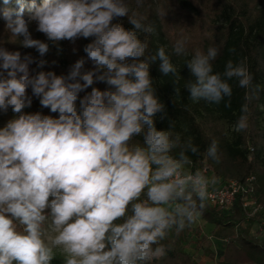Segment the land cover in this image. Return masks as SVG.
<instances>
[{
    "label": "clouds",
    "instance_id": "clouds-1",
    "mask_svg": "<svg viewBox=\"0 0 264 264\" xmlns=\"http://www.w3.org/2000/svg\"><path fill=\"white\" fill-rule=\"evenodd\" d=\"M11 2L3 0L5 6ZM15 3L16 9L4 7L0 15L7 32L22 37L23 48L40 57L49 51L48 43L32 37V22L53 43L92 38L83 50L93 68L82 72L81 58L67 76L33 75L30 65L43 68L44 59L0 43V111L16 114L0 128V264H152L166 255L162 242L173 230L180 233L201 219L218 185L215 175L192 169L199 146L174 131V120L156 127L163 105L150 69L158 62L175 85L177 66L165 47L149 52L147 37L155 28L128 0ZM121 17L131 30L113 22ZM172 51L189 57L184 39ZM218 55L216 47L196 49L185 61L191 78L183 87L193 103L230 107L229 81L235 78L245 102L233 131L246 132L259 86L245 60L229 59L223 72L214 71ZM97 81L107 88L92 87L81 98ZM33 96L58 118L24 112ZM221 155L213 138L204 158L218 165Z\"/></svg>",
    "mask_w": 264,
    "mask_h": 264
},
{
    "label": "trees",
    "instance_id": "trees-1",
    "mask_svg": "<svg viewBox=\"0 0 264 264\" xmlns=\"http://www.w3.org/2000/svg\"><path fill=\"white\" fill-rule=\"evenodd\" d=\"M32 2L33 0H26V3ZM34 2L40 5L43 0ZM128 2L133 10L146 18L145 23H151L155 28V32L147 37L149 52L155 54L159 47H165L178 70L179 80L173 85L176 78L171 75L162 76L158 62L150 69L155 95L163 105V112L157 114V129L167 128L168 121L174 120V131L179 132L182 139L191 136L199 146V154L191 157L193 170H201L206 166L218 181L234 179L242 182L245 178L254 176L256 195H264V0H142L139 7L135 0ZM4 7L16 9L18 6L15 0L7 6L0 0V10ZM24 19H28L27 12L24 13ZM113 22L121 23L126 30L132 29L127 17L117 18ZM5 23L0 15V26ZM32 37L49 44V51L44 57H40L35 49L23 48L18 42L22 37L14 39L13 43L4 39L2 43L8 51H19L22 56L30 54L36 60L46 61L43 68H37L35 63L31 65L33 75L44 71L67 76L71 66L81 58L86 60L81 71L92 70L93 65L87 60L83 50L92 42V38L76 40L74 44L78 56L71 58L72 42L65 40L53 43L43 33ZM141 39H144V35H141ZM178 39L186 41L189 57L196 49L206 52L210 46L218 48L219 55L213 61L214 71L223 72L229 59L234 62L246 61L254 77L253 84L259 86V91L250 103L249 128L246 132L233 131V125L245 102V89L238 86L235 78L229 81L233 89L230 107H225L224 102L214 105L205 101L193 103L189 100L188 92L183 87L191 78L188 69L184 68L189 57H178L172 51ZM174 86L181 89L179 95L175 94ZM92 87L103 91L107 85L94 82L83 92L84 95ZM28 94L32 95L31 90ZM23 111L40 112L58 118V114L42 107L39 98L34 96L31 107ZM14 115L16 114L11 108L6 113L0 112V128L14 118ZM213 138L220 143L222 155L218 165L204 158ZM261 219H264V215L247 218L239 200L229 212H221L207 205L200 220L211 227L210 233L218 249H210L207 237L192 225L180 233L173 230L162 242L167 249L166 255L152 264H200V251L213 257L215 264H264V239L255 238L251 234V228ZM191 235L195 238L193 252L189 251L185 243L186 238ZM53 264L61 262L56 260Z\"/></svg>",
    "mask_w": 264,
    "mask_h": 264
},
{
    "label": "built area",
    "instance_id": "built-area-1",
    "mask_svg": "<svg viewBox=\"0 0 264 264\" xmlns=\"http://www.w3.org/2000/svg\"><path fill=\"white\" fill-rule=\"evenodd\" d=\"M201 170L211 175L206 166ZM237 200L240 201L247 218L264 215V195H256L254 176H249L242 182L234 179L218 181L217 189L210 192L208 205L218 211L229 212ZM251 234L255 238L264 239V219L251 228Z\"/></svg>",
    "mask_w": 264,
    "mask_h": 264
},
{
    "label": "rangeland",
    "instance_id": "rangeland-1",
    "mask_svg": "<svg viewBox=\"0 0 264 264\" xmlns=\"http://www.w3.org/2000/svg\"><path fill=\"white\" fill-rule=\"evenodd\" d=\"M0 30H1V32H0V43H2L4 39H8V41L10 43L11 42L12 43L14 42V39H16V38L15 37H12L10 35V33L7 32V30L5 29V24H2L0 26ZM29 31H30V33H31L32 36H35V35H38V34L41 35V32L37 31V24L35 22L30 23V25H29ZM70 48H71L70 57L71 58L77 57L78 56V53L75 51L76 50L75 49L76 48L75 47V44L73 43V45H71ZM29 53H31V52H29ZM32 71H33L32 70V66L30 65V72H31V74H33ZM30 90L31 89L29 88L28 91H30ZM83 96H84V93L83 92L80 93V97L82 98ZM78 103L79 102H77V104ZM55 114H58V113H55ZM194 227H196L201 232V234H203L204 236L207 237V239H208L207 245H208V247L210 249H212V250L213 249L214 250L215 249H218L215 239L211 236V233H210L211 227L210 226H208L203 221L199 220V221H197L194 224ZM194 239L195 238L191 235L188 238H186V240H185V243H187L188 249L191 252L194 251ZM202 252L203 251H200L199 254H198V258H199V263L200 264H215L216 263V261L214 260L213 257L206 256V255L202 254Z\"/></svg>",
    "mask_w": 264,
    "mask_h": 264
}]
</instances>
